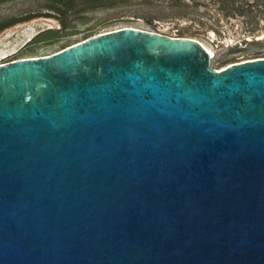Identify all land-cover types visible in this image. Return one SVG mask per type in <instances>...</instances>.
I'll use <instances>...</instances> for the list:
<instances>
[{
	"label": "water",
	"instance_id": "1",
	"mask_svg": "<svg viewBox=\"0 0 264 264\" xmlns=\"http://www.w3.org/2000/svg\"><path fill=\"white\" fill-rule=\"evenodd\" d=\"M211 55L127 25L0 62V264H264V57Z\"/></svg>",
	"mask_w": 264,
	"mask_h": 264
},
{
	"label": "rangeland",
	"instance_id": "2",
	"mask_svg": "<svg viewBox=\"0 0 264 264\" xmlns=\"http://www.w3.org/2000/svg\"><path fill=\"white\" fill-rule=\"evenodd\" d=\"M127 25L194 37L215 69L264 57V0H0V62Z\"/></svg>",
	"mask_w": 264,
	"mask_h": 264
},
{
	"label": "trees",
	"instance_id": "3",
	"mask_svg": "<svg viewBox=\"0 0 264 264\" xmlns=\"http://www.w3.org/2000/svg\"><path fill=\"white\" fill-rule=\"evenodd\" d=\"M59 1H60V0H59ZM113 1H118V2H120V1H122V0H113ZM50 6L52 7L53 5H50ZM54 8L58 10V8H57L56 6H54ZM45 32H46V31H44V30L41 31V32H39V33H38V36L43 35Z\"/></svg>",
	"mask_w": 264,
	"mask_h": 264
},
{
	"label": "bare ground",
	"instance_id": "4",
	"mask_svg": "<svg viewBox=\"0 0 264 264\" xmlns=\"http://www.w3.org/2000/svg\"><path fill=\"white\" fill-rule=\"evenodd\" d=\"M201 42V41H200ZM202 43V42H201ZM202 45L204 46V47H206L211 53H212V55H211V58L214 56V52H213V50H211L209 47H207L204 43H202ZM0 53H3V51H1L0 50Z\"/></svg>",
	"mask_w": 264,
	"mask_h": 264
},
{
	"label": "built area",
	"instance_id": "5",
	"mask_svg": "<svg viewBox=\"0 0 264 264\" xmlns=\"http://www.w3.org/2000/svg\"><path fill=\"white\" fill-rule=\"evenodd\" d=\"M8 60V59H7Z\"/></svg>",
	"mask_w": 264,
	"mask_h": 264
}]
</instances>
